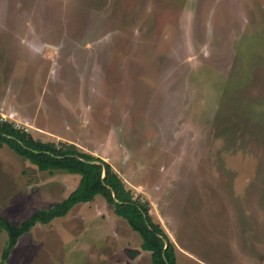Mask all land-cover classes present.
Segmentation results:
<instances>
[{"label":"rangeland","instance_id":"1","mask_svg":"<svg viewBox=\"0 0 264 264\" xmlns=\"http://www.w3.org/2000/svg\"><path fill=\"white\" fill-rule=\"evenodd\" d=\"M0 116L108 161L178 264H264V0H0ZM77 180L0 143L13 222ZM72 207L4 264H152L101 194Z\"/></svg>","mask_w":264,"mask_h":264},{"label":"trees","instance_id":"2","mask_svg":"<svg viewBox=\"0 0 264 264\" xmlns=\"http://www.w3.org/2000/svg\"><path fill=\"white\" fill-rule=\"evenodd\" d=\"M0 143L7 144L39 170L53 172L61 169L80 175L78 185L64 198L48 207L37 208L21 222H13L0 213V230L7 234L0 253V264L8 259L18 238L36 223H47L65 215L74 204L90 201L96 194H101L113 205L114 212L139 233L140 248L150 252L152 264H178L173 242L160 223L153 220L148 199L135 195L108 161L81 150L73 142L36 138L25 128L1 116Z\"/></svg>","mask_w":264,"mask_h":264},{"label":"crops","instance_id":"3","mask_svg":"<svg viewBox=\"0 0 264 264\" xmlns=\"http://www.w3.org/2000/svg\"><path fill=\"white\" fill-rule=\"evenodd\" d=\"M56 170L63 171L64 173H65V172H67V171H64V170H61V169H56ZM53 171H55V170H53ZM67 173H68V172H67ZM69 173H70V172H69ZM72 174H76V173H72ZM77 174H78V173H77ZM78 176H79V178H80V175H79V174H78ZM73 177H76V176H75V175H73ZM78 182H79L78 180H77V183H76V184H75V182H73V183H74V185H73V188H72V189H70V190H69V191L66 193V195H67V194H68V193H69L71 190H73V189H74V188H75V187L78 185ZM66 195H65V196H66ZM65 196H64V197H65ZM90 201H91V200H90ZM90 201H85V202H78L77 204H83V203H86V202H88V203H89ZM74 205H76V204H74ZM74 205H73V206H74ZM72 208H73V207H72ZM72 208H71V209H72ZM69 212H70V211H69ZM69 212H67V214H66L65 216H63V217H66V216H68ZM54 219H55V218H54Z\"/></svg>","mask_w":264,"mask_h":264},{"label":"water","instance_id":"4","mask_svg":"<svg viewBox=\"0 0 264 264\" xmlns=\"http://www.w3.org/2000/svg\"><path fill=\"white\" fill-rule=\"evenodd\" d=\"M95 162V161H94ZM103 176H104V171H103ZM113 196H114V193H113ZM115 197V196H114ZM165 246H166V240H165Z\"/></svg>","mask_w":264,"mask_h":264}]
</instances>
